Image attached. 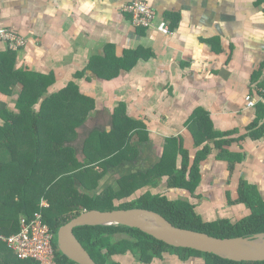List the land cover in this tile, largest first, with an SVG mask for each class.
I'll return each instance as SVG.
<instances>
[{
  "label": "crops",
  "instance_id": "1",
  "mask_svg": "<svg viewBox=\"0 0 264 264\" xmlns=\"http://www.w3.org/2000/svg\"><path fill=\"white\" fill-rule=\"evenodd\" d=\"M132 1L0 0V28L26 38L15 68L46 89L35 108L64 91L69 112L61 118L77 124L70 144H81L79 161L95 132L102 145L87 148L122 154V164L102 177L103 188L117 175L155 171L164 155L160 166L168 169L175 156L177 172L190 174L197 164L194 188H172L163 175L149 183L152 193L189 201L204 221L242 218L251 207L240 188L264 203V0H145L158 15L146 28L124 10ZM161 20L170 33L157 29ZM7 51L0 40V54ZM18 83L12 94L0 90V109L18 112ZM248 94L257 99L253 107ZM17 259L0 241V264ZM155 262L206 264L176 255Z\"/></svg>",
  "mask_w": 264,
  "mask_h": 264
},
{
  "label": "trees",
  "instance_id": "2",
  "mask_svg": "<svg viewBox=\"0 0 264 264\" xmlns=\"http://www.w3.org/2000/svg\"><path fill=\"white\" fill-rule=\"evenodd\" d=\"M16 52L9 50L0 54V90L12 94L14 83L21 82L24 85L17 102L18 112L0 109L3 120L0 124L1 232L10 234L17 231L20 216L33 215L42 197L49 202V206L43 210L44 219L56 233L61 225L85 209L133 207L157 211L176 226L217 237L252 236L264 232V203L250 196L249 192H244V188H240V200L248 202L252 214L236 222L225 217L204 221L195 205L189 201L152 193L148 189L152 180L136 183V173L122 176L117 189L109 184L98 193L96 190L101 187L99 185H102L105 172L122 164L125 158L114 152L105 155L101 147L94 150L87 148L90 143L102 145V133L95 132L85 141L86 156L79 161L76 148L70 144L77 136L74 133L77 124H69L61 118V115L69 112L61 100L69 98L64 91L51 94L37 110L35 106L46 89L36 85L30 73L15 68ZM122 144L120 151L125 147L124 141ZM209 150V146L205 147L197 160L205 157ZM167 156L164 155L160 165H166ZM170 158L172 164L168 169L159 165L152 171L154 181L168 175L170 187L188 186L193 189L199 179L197 164L191 168L190 174L185 170L177 172L175 156ZM127 159L131 160V157ZM98 166L104 171L99 170ZM74 232L98 264H123L119 258L124 255H132L148 264L155 258H164L166 253L175 254L183 261L194 256L203 257L206 264H264V261H235L214 253L172 246L139 228L127 225H84L75 227ZM118 235L121 238L117 239ZM55 247L60 264H79L60 251L57 237ZM16 264L37 262L17 259Z\"/></svg>",
  "mask_w": 264,
  "mask_h": 264
},
{
  "label": "water",
  "instance_id": "3",
  "mask_svg": "<svg viewBox=\"0 0 264 264\" xmlns=\"http://www.w3.org/2000/svg\"><path fill=\"white\" fill-rule=\"evenodd\" d=\"M109 224L139 228L176 247L214 253L235 261H264V232L252 236L217 237L203 231L176 226L159 212L142 207L85 209L59 227L58 248L79 264H98L78 239L74 229L84 225Z\"/></svg>",
  "mask_w": 264,
  "mask_h": 264
},
{
  "label": "built area",
  "instance_id": "4",
  "mask_svg": "<svg viewBox=\"0 0 264 264\" xmlns=\"http://www.w3.org/2000/svg\"><path fill=\"white\" fill-rule=\"evenodd\" d=\"M124 10L131 15L132 23L139 27H151L156 23L157 12L145 0H133L124 6ZM158 30L170 33L165 20L156 24ZM0 40L9 50L20 51L26 45V38L10 28H0ZM264 95V85L260 88V96ZM247 105L255 106L257 99L254 95H246ZM49 202L42 197L39 208L31 216L22 215L19 229L6 234L0 231V241L5 243L15 255L22 260L32 259L37 264H60L56 258L55 238L57 233L45 221L43 210Z\"/></svg>",
  "mask_w": 264,
  "mask_h": 264
},
{
  "label": "rangeland",
  "instance_id": "5",
  "mask_svg": "<svg viewBox=\"0 0 264 264\" xmlns=\"http://www.w3.org/2000/svg\"><path fill=\"white\" fill-rule=\"evenodd\" d=\"M19 83L18 82H16V83H14V85L12 86V89L15 91V88H16V85H18ZM23 87H22V90H20V93L19 94H22V92H23V89H24V85H22ZM14 91L12 92V93H14ZM86 128H84L83 129V131L85 130ZM75 147H76V150L77 151H79V149H81V144L80 143H75ZM115 174V173H114ZM136 175V183H145L147 180H152L153 182H155L154 180H155V177H154V173L153 172H150L149 174H147V173H140V174H138V173H136L135 174ZM116 175H114V176H112V178H114ZM119 175H117L114 179H112L113 181V184L111 185V187L112 188H114V189H117L118 187H119V182H118V180H119ZM156 179H157V177H156ZM117 180V181H116ZM149 183V182H148ZM147 183V184H148ZM99 187H100V185H99ZM98 187V188H99ZM102 190H103V187L101 186L98 190H96L98 193H100V192H102ZM101 206H102V204H101ZM5 212L6 211H4V214H5ZM250 214H252V209L250 208L249 210H247L246 209V213L243 215V217H246V216H249ZM242 217V218H243ZM241 219V218H240ZM236 221H239V218H237V219H233V222H236ZM119 238H121V236L120 235H118L117 236V239H119ZM130 256V255H129ZM124 256V258H122V261H124V259H126V261L127 260H129V261H131V262H134V259H135V257L134 256ZM166 257H168V255L166 256Z\"/></svg>",
  "mask_w": 264,
  "mask_h": 264
},
{
  "label": "flooded vegetation",
  "instance_id": "6",
  "mask_svg": "<svg viewBox=\"0 0 264 264\" xmlns=\"http://www.w3.org/2000/svg\"><path fill=\"white\" fill-rule=\"evenodd\" d=\"M167 255H175V254L166 253L164 257H166ZM124 256H125V255H124ZM124 256H121V257L124 258ZM126 256H129V255H126ZM176 256H177V255H176ZM121 257L119 258V260L122 261V258H121ZM129 257H130V256H129ZM130 258H131V257H130ZM163 259H164V258H162V259L155 258L151 263H156L155 261H157V260H161V261H162ZM128 261H129V260H127V262H126L125 259H124V261H122V263H123V264H127V263L129 264L130 262H128ZM135 261H136V262H141V261H139L137 258H135ZM151 263H148V264H151Z\"/></svg>",
  "mask_w": 264,
  "mask_h": 264
}]
</instances>
